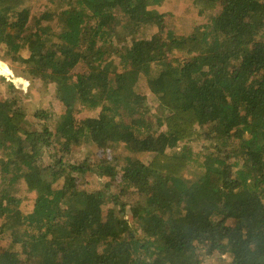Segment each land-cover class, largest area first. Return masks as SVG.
<instances>
[{
	"label": "trees",
	"instance_id": "16d2710c",
	"mask_svg": "<svg viewBox=\"0 0 264 264\" xmlns=\"http://www.w3.org/2000/svg\"><path fill=\"white\" fill-rule=\"evenodd\" d=\"M50 1L34 16L33 0H0V54L65 105L36 112L32 128L0 90V238L11 242L0 264H199L214 252L264 264V0H191L205 21L183 36L166 29V0ZM86 142L124 154L66 164L60 148ZM88 172L108 181L90 190Z\"/></svg>",
	"mask_w": 264,
	"mask_h": 264
},
{
	"label": "rangeland",
	"instance_id": "374dc122",
	"mask_svg": "<svg viewBox=\"0 0 264 264\" xmlns=\"http://www.w3.org/2000/svg\"><path fill=\"white\" fill-rule=\"evenodd\" d=\"M221 7V5H218V8L214 13H218ZM55 8L56 5L50 0H33L32 14L34 16H40L46 11L54 10ZM149 8L152 9L154 7L150 6ZM159 11L165 14L166 29L174 31L178 36L191 34L194 27L204 24L205 21L204 17H201L198 14V11L194 8L191 0H166L165 4L159 8ZM123 19L125 20L126 18L123 16ZM22 56L26 59L29 57V53L26 51ZM26 67H28V65L23 61L11 63L4 59L2 54H0V77L5 79L6 84L12 86L10 87V90L4 88V86L1 87L0 90L4 99H18L19 104L27 110L28 124H30V127L35 128L37 122L33 120V116L36 112L43 111L46 114H54L58 117L64 113L65 105L57 95L55 85H48L43 80H38L34 76H29ZM162 68V63L154 64L152 67V74H157ZM84 70V67H78L74 72H83ZM136 92L147 97L150 111L153 114L156 113L157 101L151 90L148 88L147 79L143 75H141L137 82ZM78 109V104H76L75 110ZM89 113L90 115H95L97 114V111ZM83 116H86V112L82 116L78 115V118H82ZM51 126L53 128V125ZM200 141H203V139ZM200 141L194 139L189 144L196 154H200L201 149L205 146L202 144L203 142ZM60 149L59 154H69L65 156L67 159V162H65L66 164H72L70 162L76 164L85 161L92 166V164H98L102 160L108 161V159H115L113 164L116 161H119L116 157L124 154L125 146L123 144L111 146L109 143L107 147L102 148L96 142H86L83 143L82 146H73L69 150H65L63 147ZM63 151H65V153ZM47 154L57 160L55 151H49ZM198 157L195 156V158ZM141 159L144 162H148L151 159V155H141ZM45 161H48V159ZM200 170V166H198L197 163H194L189 171L191 174H195L199 173ZM185 175L188 176L189 174L186 173ZM84 180L85 186L90 190H96L97 188L100 189V187L108 181L107 178H100L90 172L85 175ZM61 184L62 182L60 185ZM113 186H117V183H114ZM2 188L3 185L0 181V191ZM16 189V195L22 198L20 208L24 212H30L34 205L33 195L26 191V187L23 183L17 184ZM111 191L115 192L116 188L113 187ZM130 193H134V190H131ZM131 198L133 199L134 196L131 195ZM127 218H130L129 213L127 214ZM10 246L11 242L7 237L0 238V251L5 250ZM217 255L218 254L214 252L210 257L201 256L199 264H228L231 262L229 255L220 257Z\"/></svg>",
	"mask_w": 264,
	"mask_h": 264
}]
</instances>
